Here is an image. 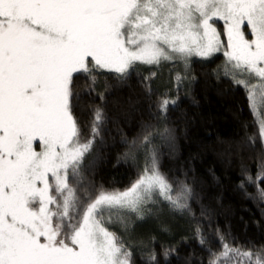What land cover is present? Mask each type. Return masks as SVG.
I'll return each instance as SVG.
<instances>
[{
	"label": "snow or ice",
	"instance_id": "1",
	"mask_svg": "<svg viewBox=\"0 0 264 264\" xmlns=\"http://www.w3.org/2000/svg\"><path fill=\"white\" fill-rule=\"evenodd\" d=\"M214 19L224 22L226 40ZM219 51L264 139V0H0V264H130L105 212H139L154 191L176 208L186 204L154 158L129 189L80 201L70 170L75 181L91 141L81 143L73 115L74 74L94 85L99 70L122 80L137 62ZM101 119L96 109L94 121ZM247 180L264 199V166ZM221 247L209 264L230 254L264 264L260 253L253 260Z\"/></svg>",
	"mask_w": 264,
	"mask_h": 264
},
{
	"label": "trees",
	"instance_id": "2",
	"mask_svg": "<svg viewBox=\"0 0 264 264\" xmlns=\"http://www.w3.org/2000/svg\"><path fill=\"white\" fill-rule=\"evenodd\" d=\"M221 60L195 61L192 82L166 110L161 104L170 93L156 86L154 69L132 70L122 80L95 72L94 85L82 73L73 80V115L83 141H91L82 176L70 180L84 200L129 188L153 158L187 200V213L155 230L151 252L133 250V264H209L222 243L264 258V199L247 180L264 166V142L245 90L216 73ZM219 264L248 261L230 254Z\"/></svg>",
	"mask_w": 264,
	"mask_h": 264
},
{
	"label": "rangeland",
	"instance_id": "3",
	"mask_svg": "<svg viewBox=\"0 0 264 264\" xmlns=\"http://www.w3.org/2000/svg\"><path fill=\"white\" fill-rule=\"evenodd\" d=\"M211 23H213L217 31L221 33V39L226 40V37L224 36V22L219 19H214L213 21H211ZM225 47H226V44H225ZM218 55H221L222 60L220 64L215 68L216 73L221 74V75H226L225 70H224L225 65H226V57L224 56L223 51L215 52L211 56H208V57H201V56L194 55L188 58L187 61H184L181 59H170V60H161L159 64H143V63L137 62L133 68L129 69V72L132 70H144L146 68H148V70L154 69V72L152 74L153 81L156 84V86L160 88L161 90L169 91L170 94H169L167 101H169L170 103V102L176 101L177 96L179 94V90L182 87L184 86L186 87L190 85V83L192 82V79L194 76L193 63L195 61H201V62L209 61ZM96 72H109V71L99 70ZM77 75L79 74H74V78ZM226 76L231 77L230 75H226ZM80 141L81 143L84 142L81 136H80ZM263 142H264V139H263ZM37 151H39V148H37ZM87 153H85L83 162L81 163L80 168L78 170L79 175L76 178L77 180H79L80 177L82 176V172H81L82 165L87 159V155H88ZM152 161L153 160L148 159L146 162L147 164L146 167H150L152 164ZM155 163H156V166L158 167L156 161ZM71 179H72V176H71V170H70L69 183L71 186H73L76 189V194L79 197L80 201L83 203H86L85 201L87 200H84L85 196L82 195L81 190H79L73 185L74 181L71 182L70 181ZM50 182H51V177H50ZM127 189L118 190V191H109V192H123ZM172 195L174 196V198L179 196L181 198V203L186 204V206L183 208H176L169 201L165 200L163 196L159 195L157 192L154 191L151 194V197L146 198L145 202H143L140 205L139 212H132L128 209H118V208H114L110 211H106L104 214L105 227H107L109 231L113 232L119 238V240L123 243L124 247L131 254L133 253L134 249L139 250V251L144 250V252L148 253V251H146V249L148 248L150 249L149 251L151 252L152 250L149 247V244L150 242L152 243V241L154 240V238L152 239V237H154V234L159 233L158 231H155V230L160 228L159 231L162 232V229L164 230L168 229L170 225L172 224V222L174 223L177 220L176 216H174L176 215V213L179 214L180 216L181 214L184 215L185 213L188 212L187 210L188 204L184 196L185 194L182 195L179 193H175L173 192V189H172ZM147 238H148V241H147ZM168 238L171 239V237H168ZM130 264H133L131 258H130Z\"/></svg>",
	"mask_w": 264,
	"mask_h": 264
}]
</instances>
